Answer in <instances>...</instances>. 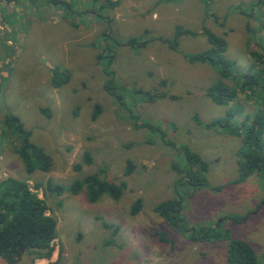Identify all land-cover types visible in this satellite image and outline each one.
<instances>
[{
	"label": "rangeland",
	"instance_id": "rangeland-1",
	"mask_svg": "<svg viewBox=\"0 0 264 264\" xmlns=\"http://www.w3.org/2000/svg\"><path fill=\"white\" fill-rule=\"evenodd\" d=\"M62 1L70 10L50 0H0V181H26L58 222L52 257L26 255L17 264H228L231 238L248 243L264 264V172L240 182L242 138L199 124L232 115V128L243 132L245 118L262 110L258 89L253 95L240 85L241 77L261 68L252 52H264V7L257 0H114V10L98 12L94 0ZM177 27L195 34L181 37L173 51L159 39H173ZM204 29L226 41L225 55L236 62L226 82L237 98L226 107L206 94L220 79L218 71L185 58L209 48ZM138 37L150 42L141 49L124 44ZM109 51L123 101L105 90L106 59L99 63L97 57ZM8 114L51 156L50 172H26L15 139L3 134ZM133 115L151 128H137ZM162 134L176 146L165 144ZM177 147L209 163L207 186L179 189L184 225L207 229L224 219L217 241L192 242L155 212L176 194L179 176L172 165L183 160ZM86 152L91 165L83 160ZM97 173L126 182L119 201L91 203L84 191L55 195L35 188L48 180L69 186ZM139 199L142 210L132 215Z\"/></svg>",
	"mask_w": 264,
	"mask_h": 264
},
{
	"label": "trees",
	"instance_id": "trees-1",
	"mask_svg": "<svg viewBox=\"0 0 264 264\" xmlns=\"http://www.w3.org/2000/svg\"><path fill=\"white\" fill-rule=\"evenodd\" d=\"M58 8L70 10L71 5L62 0H50ZM98 12L114 10L119 2L114 0H94ZM255 5L264 7V0H257ZM99 14V13H98ZM261 31H264V18L260 24ZM195 33L182 27H177L173 39H159L166 43L173 51H178L181 37L194 35ZM264 34V32H263ZM107 35V34H106ZM204 35L209 42V48L204 52L187 54L186 60L190 64H207L215 68L219 74V80L211 85L207 91V96L218 106H229L237 98V89L232 88L226 81L234 76L236 62L229 59L226 53V41L215 35L208 29H204ZM110 39L109 34L107 35ZM150 41L143 40L142 37L130 38L124 44L133 49H141ZM262 49V43L260 44ZM109 49H105L108 51ZM253 57L261 64L260 70L256 74L247 73L242 78L241 88L245 92L254 95L258 89L263 108L259 113L252 117L247 116L243 122L240 132L238 128H232L229 115L226 119H216L211 123L203 124L204 128L216 130L223 128L230 130V134L242 138V146L237 155L239 158V181L243 182L253 175L264 172V52L253 51ZM112 51L103 52L97 57L101 63L106 59L104 72L107 75L105 90L110 95L119 98V87L115 85V71L111 68L115 59ZM260 71V72H258ZM59 74L54 73L53 84L59 87ZM67 76H63L62 81H66ZM58 80V81H57ZM61 83V82H60ZM118 94V95H117ZM118 96V97H117ZM100 108L94 113V119L100 114ZM135 119L137 128H151L147 122L138 124V117ZM4 132L7 137L12 136L15 141V153L20 157L28 174L35 172L48 173L54 167V161L45 149L32 141V134L27 130L20 119L12 114L4 117ZM162 140L169 146H176L167 140L162 134ZM183 154L182 162H175L172 169L179 176L175 186V196L171 199L162 201L155 207V212L173 229L186 234L192 242L217 241L222 234L224 219H220L207 229L187 228L184 224L183 209L184 198L179 193L180 187L190 185L195 188L205 187L208 184L207 174L209 163L199 154L192 152L188 147H177ZM83 160L86 164H92V158L88 152L84 154ZM81 167H77L80 169ZM132 163L129 162L126 174L132 172ZM37 190L44 189L55 195L64 193L79 194L84 191L91 203H96L103 197H109L114 201H119L127 188L126 182L113 183L100 178L99 174H91L82 179L74 181L71 185L54 184L48 180L43 183H36ZM261 205H264V200ZM142 210V201L137 200L132 206V215H137ZM58 222L55 217L49 214L45 200L34 192L26 181L9 177L0 181V259L8 264L19 263L26 255H31L36 259H50L54 252L53 242L57 238ZM166 240V236L162 234ZM228 264H261L259 263L253 248L240 239L231 238L227 250Z\"/></svg>",
	"mask_w": 264,
	"mask_h": 264
}]
</instances>
